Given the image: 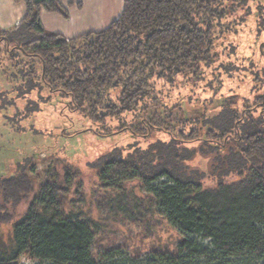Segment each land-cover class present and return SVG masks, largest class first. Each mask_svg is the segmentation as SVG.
Wrapping results in <instances>:
<instances>
[{
  "label": "trees",
  "instance_id": "1",
  "mask_svg": "<svg viewBox=\"0 0 264 264\" xmlns=\"http://www.w3.org/2000/svg\"><path fill=\"white\" fill-rule=\"evenodd\" d=\"M20 1L26 7L24 18L0 32L4 52L38 60L40 80L67 96L75 115L88 123L116 119L117 135L127 132L136 138L134 156L117 150L118 142L105 165H129L181 235L175 254L161 260L234 264L264 258V131L248 133L256 120L243 121L230 102L229 110L217 107L216 115L204 119L173 116L184 104L205 107L207 95H218L213 84L220 81L221 70H241L237 58L249 60L251 78L256 73L252 57L258 50L244 57L237 55L236 46L223 43L232 26L221 23L218 35L204 28L205 11L229 0H123L121 14L105 30L74 39L47 34L40 22L42 10L68 19L63 0ZM69 1L81 9L82 0ZM236 1L243 23L253 14V1ZM262 18L257 17L258 28ZM256 99L264 104V96ZM196 156L206 160L204 176L185 169ZM207 174L217 182L204 184ZM54 185L36 186L25 174L0 179L4 204L15 206L22 193L32 195L12 227L11 248L0 251V264H19L22 257L50 264H98L91 254L90 226L63 216ZM9 220L0 212V223Z\"/></svg>",
  "mask_w": 264,
  "mask_h": 264
},
{
  "label": "rangeland",
  "instance_id": "2",
  "mask_svg": "<svg viewBox=\"0 0 264 264\" xmlns=\"http://www.w3.org/2000/svg\"><path fill=\"white\" fill-rule=\"evenodd\" d=\"M252 1L253 14L243 23L238 20L243 12L236 7V0L212 7L211 13L205 11L203 20L204 28H211L214 35L219 34L221 23L232 26L223 43L226 47L236 46L237 55L247 57L258 50V55L254 52L251 56L257 63L255 75L251 78L247 58H237L241 65L236 68L241 70L237 74L234 68L231 73L221 70L220 81L213 84L218 95H207L205 107L184 104L174 111V117L184 121L208 118L217 114V107L229 110L230 102V109L237 110L243 121L249 117L256 120V127L248 133L264 131V104L261 99L257 104L256 99L264 96V0ZM89 4L85 3V10ZM259 16L263 17L260 28ZM39 75L38 60L18 52L8 55L0 44V179L25 174L36 186L55 184L63 216L77 217L90 226L91 254L98 264H167L161 256L175 254L181 235L158 211L129 165H105L106 157L114 152L113 144L118 142L122 145L117 150L122 148L134 156L136 138H130L127 132L117 135L120 130L115 128L116 119L88 123L75 115L69 98L55 92L56 86L43 83ZM227 75L234 79H226ZM185 164L187 171L204 176L207 163L203 158L196 156ZM107 182H115L116 186L107 187ZM203 182L207 185L217 180L207 174ZM20 198L18 205L12 206L4 204L0 197L1 214L10 216L9 221L0 223V251L11 248L12 227L27 210L32 195L22 193ZM50 210H57V206ZM202 243L209 247L207 241ZM19 264L50 263L22 257ZM187 264L209 263L201 260ZM234 264H264V258Z\"/></svg>",
  "mask_w": 264,
  "mask_h": 264
},
{
  "label": "crops",
  "instance_id": "3",
  "mask_svg": "<svg viewBox=\"0 0 264 264\" xmlns=\"http://www.w3.org/2000/svg\"><path fill=\"white\" fill-rule=\"evenodd\" d=\"M86 2L90 3L87 10ZM70 3L69 0L62 1L68 19L41 11L40 22L47 34L74 39L87 33L103 31L119 17L123 7V0H82L81 9L75 7V2L71 3L72 6H69ZM25 12V4L20 0H0V32L15 28L24 18Z\"/></svg>",
  "mask_w": 264,
  "mask_h": 264
}]
</instances>
